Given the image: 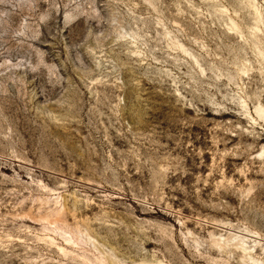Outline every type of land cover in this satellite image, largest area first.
<instances>
[{"label": "rangeland", "instance_id": "374dc122", "mask_svg": "<svg viewBox=\"0 0 264 264\" xmlns=\"http://www.w3.org/2000/svg\"><path fill=\"white\" fill-rule=\"evenodd\" d=\"M232 236L264 260V0H0V264H252Z\"/></svg>", "mask_w": 264, "mask_h": 264}, {"label": "bare ground", "instance_id": "6f19581e", "mask_svg": "<svg viewBox=\"0 0 264 264\" xmlns=\"http://www.w3.org/2000/svg\"><path fill=\"white\" fill-rule=\"evenodd\" d=\"M61 207H62V205H61ZM63 208V207H62ZM59 212V211H58ZM57 212V213H58ZM55 215V214H54ZM53 215V216H54ZM60 215H61V213H60ZM56 216H59L58 214H56ZM48 217H49V215H48ZM48 219V218H47ZM63 219V218H62ZM66 219V218H65ZM49 220V219H48ZM47 220V221H48ZM57 220V219H56ZM51 221H52V219H51ZM58 221H59V219H58ZM54 222V221H53ZM62 222H64V220L62 221ZM50 223H52V222H50ZM57 223V222H56ZM61 224V223H60ZM69 224V223H68ZM54 225V224H53ZM50 226V225H49ZM61 227H63V226H61ZM50 228V227H49ZM55 227H53V229H54ZM52 229V230H53ZM56 230H59V227H58V229L57 228H55ZM77 229V228H76ZM62 230H63V228H62ZM68 230V229H67ZM60 231V230H59ZM70 231V230H69ZM59 232H57V234H58ZM68 234H70V233H68ZM65 236V234L63 235V237ZM72 236H73V234H72ZM68 238V237H67ZM74 239H76V238H74V236H73V240ZM219 239V238H218ZM227 239V238H226ZM230 239V238H229ZM232 241H231V243H228L227 241L225 242V241H223L222 243H219L217 240V242H214V244H216V246L218 245V247H225V246H227V247H229V248H231V250H234V252H237V253H240V254H242L244 257H246L249 261H251V263L252 264H264V260L263 261H261V260H259L258 258H257V256H256V250L255 251H253V249H251V248H248L247 246H245L244 245V242H243V237H240V236H235V237H233L232 236ZM214 240H215V238H214ZM229 241V240H228ZM73 242V241H72ZM212 242V243H213ZM258 243V242H257ZM214 246V245H213ZM215 246V247H216ZM217 248V247H216ZM221 248V249H222ZM253 248V247H252ZM62 248H60V250H61ZM258 250H260V249H258ZM264 250V249H263ZM261 251H262V248H261ZM263 252V251H262ZM264 253V252H263ZM247 260V261H248Z\"/></svg>", "mask_w": 264, "mask_h": 264}]
</instances>
